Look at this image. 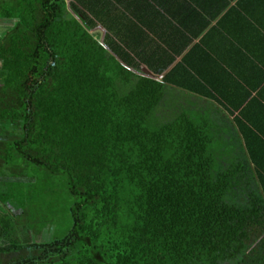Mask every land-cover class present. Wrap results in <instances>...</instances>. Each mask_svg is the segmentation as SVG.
Segmentation results:
<instances>
[{"label":"trees","instance_id":"obj_1","mask_svg":"<svg viewBox=\"0 0 264 264\" xmlns=\"http://www.w3.org/2000/svg\"><path fill=\"white\" fill-rule=\"evenodd\" d=\"M117 5L0 0V264H264V142L185 105L180 29Z\"/></svg>","mask_w":264,"mask_h":264},{"label":"crops","instance_id":"obj_2","mask_svg":"<svg viewBox=\"0 0 264 264\" xmlns=\"http://www.w3.org/2000/svg\"><path fill=\"white\" fill-rule=\"evenodd\" d=\"M126 3L131 4L130 10L117 5L116 15L128 18L122 17L130 32L135 25L151 37L169 31V27L180 29V58L176 63L180 62L183 103L192 105L194 112H208L210 117L215 114L211 119L219 123L216 124L223 122L250 143H263L264 0ZM169 7L177 11L174 25L164 18ZM97 31L104 35L106 30L101 27ZM219 113H224L223 119Z\"/></svg>","mask_w":264,"mask_h":264},{"label":"rangeland","instance_id":"obj_3","mask_svg":"<svg viewBox=\"0 0 264 264\" xmlns=\"http://www.w3.org/2000/svg\"><path fill=\"white\" fill-rule=\"evenodd\" d=\"M11 24H9V23H4V22H0V26L1 27H7V26H10ZM10 182H14V184H15V182H16V179H14V178H10L9 180H8V183H10ZM38 184H39V181H38ZM7 208H8V210H10L11 212H13L14 214H16V215H19L20 213H21V210L16 206V204H14V203H12V204H9V205H7ZM62 228H63V226H62ZM66 228V227H65ZM22 231V230H21ZM52 232L51 233H47V232H45L44 234H43V236H40V238H37L38 239V241H45V240H49V239H51V238H53V235H55V231H54V229L53 230H51ZM60 233V232H59ZM22 238H23V240L24 241H27V240H29L30 239V237L29 236H24L23 234V231H22ZM52 234V235H51ZM31 239H32V235H31Z\"/></svg>","mask_w":264,"mask_h":264},{"label":"water","instance_id":"obj_4","mask_svg":"<svg viewBox=\"0 0 264 264\" xmlns=\"http://www.w3.org/2000/svg\"><path fill=\"white\" fill-rule=\"evenodd\" d=\"M96 33H100L103 36V32H101V31H97ZM145 71L148 72L146 69H145Z\"/></svg>","mask_w":264,"mask_h":264}]
</instances>
